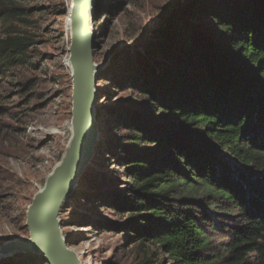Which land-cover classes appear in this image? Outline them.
I'll list each match as a JSON object with an SVG mask.
<instances>
[{"label":"trees","instance_id":"trees-1","mask_svg":"<svg viewBox=\"0 0 264 264\" xmlns=\"http://www.w3.org/2000/svg\"><path fill=\"white\" fill-rule=\"evenodd\" d=\"M24 1L0 0V23H29ZM14 24L0 82L35 44ZM111 60L99 80L132 98L97 107L103 159L127 180L108 198L126 222L108 228L141 264H264V0L179 2L141 51Z\"/></svg>","mask_w":264,"mask_h":264},{"label":"rangeland","instance_id":"rangeland-1","mask_svg":"<svg viewBox=\"0 0 264 264\" xmlns=\"http://www.w3.org/2000/svg\"><path fill=\"white\" fill-rule=\"evenodd\" d=\"M69 1L19 2L29 12L30 22L12 21L16 30L33 34L35 44L25 66L12 68L0 82V264H29L30 257V264H48L41 255L20 252L13 242L30 238L28 208L65 151L61 142L72 118L73 93L63 61L70 38ZM184 1L97 0L94 63L104 65L105 72L114 65L113 56L141 51L170 11ZM12 22L0 23V37ZM98 86L108 89L99 105L114 107L132 98L128 91L108 88L104 79ZM103 158L99 151L80 187L66 201L61 228H69L67 244L83 264H141L140 249L129 246L121 230L108 228L126 222L109 207L108 198L127 180L119 173L121 167ZM223 241L217 236V245ZM157 261L163 264V256Z\"/></svg>","mask_w":264,"mask_h":264},{"label":"water","instance_id":"water-1","mask_svg":"<svg viewBox=\"0 0 264 264\" xmlns=\"http://www.w3.org/2000/svg\"><path fill=\"white\" fill-rule=\"evenodd\" d=\"M71 11V62L75 67L71 124L74 133L60 161L46 179L45 186L34 197L27 212L26 227L30 238L13 242L20 252L44 257L48 264H83L79 255L68 251L59 239L60 215L66 201L80 187V182L97 155L104 148L103 121L97 107L102 100L98 86L104 65H95L93 20L97 0H73ZM96 71V72H95Z\"/></svg>","mask_w":264,"mask_h":264},{"label":"bare ground","instance_id":"bare-ground-1","mask_svg":"<svg viewBox=\"0 0 264 264\" xmlns=\"http://www.w3.org/2000/svg\"><path fill=\"white\" fill-rule=\"evenodd\" d=\"M70 2V5H69V12H68V23H69V31H70V27H71V11H72V8H73V6L75 5L74 4V2H73V0H70L69 1ZM70 43H71V38H68V44L70 45ZM68 47H70V46H68ZM71 59H72V55H71V52H67L66 54H65V56H64V59H63V61H64V65L66 66V68H67V73H68V75H69V77H71L72 79V81L74 82V77H75V67H74V65H73V63L71 62ZM95 61V60H94ZM96 65V64H95ZM99 66V65H98ZM96 72V71H95ZM72 85H73V83H72ZM72 89H73V87H72ZM73 94V93H72ZM71 121V120H70ZM67 131H68V133L66 134V136H65V138L62 140V142H61V146L63 147V148H65V150L67 149V147H68V141L70 140V138H71V136L73 135V133H74V127H73V125L71 124V122L69 123V125H67ZM62 135H63V133H61ZM65 152V151H64ZM59 235H60V237H59V239H61V241H63V242H66V246H67V249H68V251H74V248H70L69 246H68V238H67V234H65L67 231V229H69V228H67V229H62L61 227H64V226H61V221L59 222ZM80 257V256H79ZM81 259V258H80ZM82 261V260H81Z\"/></svg>","mask_w":264,"mask_h":264}]
</instances>
